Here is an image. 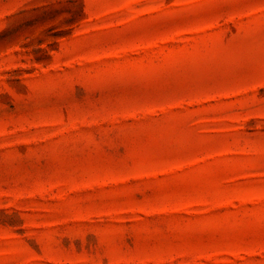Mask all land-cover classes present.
I'll return each mask as SVG.
<instances>
[{"label": "rangeland", "instance_id": "1", "mask_svg": "<svg viewBox=\"0 0 264 264\" xmlns=\"http://www.w3.org/2000/svg\"><path fill=\"white\" fill-rule=\"evenodd\" d=\"M0 264H264V0H0Z\"/></svg>", "mask_w": 264, "mask_h": 264}]
</instances>
